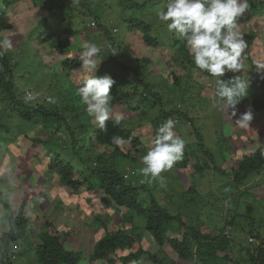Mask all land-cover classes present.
Masks as SVG:
<instances>
[{
    "label": "trees",
    "instance_id": "trees-1",
    "mask_svg": "<svg viewBox=\"0 0 264 264\" xmlns=\"http://www.w3.org/2000/svg\"><path fill=\"white\" fill-rule=\"evenodd\" d=\"M2 1L3 5L0 4V32L13 31L18 27L17 19L12 15L15 14L13 11L14 2L11 0ZM158 2L159 0H142L134 2V4L146 7L148 4L155 5ZM248 3L249 9L264 14V0H248ZM35 4L37 5L36 2ZM43 4L51 11L58 8L64 11L68 9L67 15L54 18L49 14H44V10L41 8L37 27L43 28L35 40L38 49L39 45L45 47L49 44L52 51L60 55L58 60L60 75L58 77L63 83L62 103L57 107L48 101L38 104L24 103L23 95L26 91L19 92V87L15 82L17 65H15L16 62L13 63V54L11 52L9 54L7 51L0 54V93L3 94H1V98L6 108L9 109L11 115L23 121L25 129L32 122L42 125L48 137L44 139L38 135L30 139L37 146L45 147V152L42 155L38 153L35 157L39 164L45 165L43 170L46 173L53 178L57 177L59 189L61 187L64 188L63 190L69 189L73 196L78 195L81 190L102 191L104 194L105 209L95 216V221L99 223V227L105 229V235L96 242L92 262L97 264H142L141 258L147 256L153 264H202L219 252H224L225 256H228L232 241L229 231L222 228L215 233L203 232L204 229L184 220L181 215L171 212L156 198H152L148 204H143L139 199V192L144 189V185L138 186L129 181V176L117 162V158L121 156L139 155L145 147L142 138L135 134L137 126L129 127V120L138 121L136 125L139 124V127L143 123L145 124L146 114L154 109L157 114L153 115L149 123L154 137L158 127L169 118L178 121L189 120V112L182 110L183 108L178 105L177 107L169 106L167 101H169L170 95L165 98L163 92L170 87L171 91L185 90L187 93L190 87L194 86V82L198 83L197 78L211 75L195 66L186 41L177 39L174 31L168 32V22H164L156 28L157 21L150 24L133 16L126 18L128 31H140L141 41L150 47L168 48V43L161 36L169 33L175 37L171 43L172 52L165 53L166 59L163 58L165 70L162 75H164V80L162 83L161 80L157 82L150 76L151 72L147 71L146 64L151 63V58L149 56L134 57L129 48L124 46V40L116 37L118 29L113 30L107 23L101 22L99 17H94L95 20H91L88 26L90 30L85 41L102 45L98 40L100 37L92 34L98 30L103 32L101 34L106 38L107 44L103 46V50L96 57V73H86H89L90 76L95 74L97 76L110 75L115 81L110 88V95L113 97L112 106L121 103L126 111L133 113L129 117L123 115L124 119L116 123V114L113 112L112 118L107 121L106 128L102 130L94 117L87 113L86 105L82 104L81 97L78 95V87L83 86L85 79L83 72L85 71L82 69L80 60L83 49L77 41L78 32L73 23L76 21V15H72L73 9L63 0L47 1ZM129 5L131 4L129 3ZM238 19L244 23L248 22V18L243 16ZM64 20H67L69 25L60 26L61 21ZM163 26H165L166 32L159 30L163 29ZM242 31H244L242 34L248 45L242 58L251 65L249 66L251 68L240 70V73L235 71L233 76L229 74V76L221 78H234L239 75L238 77L246 79L243 73L253 72L252 79L249 80L248 95L239 104H245L246 107L242 109L246 111L251 108L253 113V119L250 121L247 132L248 136L253 133L254 129L259 132L258 137L263 142L264 122H262V118L258 119V117L264 116V72H257L256 63H264V59L253 57L251 50L255 47L261 49L264 46L255 30L246 32L245 29H242ZM112 50L117 53L111 54ZM175 67H181V70L186 73L184 85L182 82L184 76L175 72ZM67 90L70 92H66ZM214 92L215 88L212 93L214 94ZM210 99L214 102L212 95L209 97V101ZM27 122L30 123L25 126ZM234 129L237 130H232L229 134L242 131L240 130L242 126L236 123ZM196 133L198 136L196 150L184 149L182 156L173 163L176 169L181 168L182 171L186 169L191 173L197 171L204 175L203 172L212 170L207 162V158H209L215 164L218 173L228 177L230 179L228 183L235 188L244 185L252 176L264 174V144L257 145L256 139L248 137L249 144L252 146L242 147V150L236 154L233 146L232 149L224 146L228 143V136H220L219 133L218 148L223 160V165H221L217 163L215 152L206 148L202 133ZM113 136L122 137L123 145L120 147L114 145L112 143ZM230 140L232 141L231 138ZM91 150L97 153L92 155ZM134 151L137 153H133ZM3 153L6 151H1L0 154ZM2 166H4L3 160L0 161V170ZM0 181V185H3V181ZM195 184L196 182H192L186 193L183 194L187 201L195 200L196 195H199ZM245 191V194H248V191ZM3 197L4 195L0 196V200L3 199L1 204L6 218V228L0 227V264L14 263V257L17 256V245L29 231L36 238L32 243L31 251H33L34 259L38 264H77L79 262L80 253L67 249L65 246L64 236L69 234L68 230L59 228L56 220L52 218L44 217V221L36 218L32 221L25 209L26 202H14L8 193ZM107 208L113 209L115 215L117 214L116 209L119 211L118 214L122 215V225L114 221L113 210L109 212ZM137 216L144 217L143 229L152 235L161 251L160 254L158 252L151 253L143 247V234L135 224ZM226 223L235 224V217H231ZM39 225H41V229L37 231L36 227ZM258 227H253V230L250 231L252 236H255L254 240L255 238L260 240L254 250L249 253L251 264H264V234L260 229H255ZM251 249L248 250L251 251ZM172 252L176 258H173ZM230 264L235 263L232 261ZM237 264L240 263L237 262Z\"/></svg>",
    "mask_w": 264,
    "mask_h": 264
},
{
    "label": "rangeland",
    "instance_id": "rangeland-1",
    "mask_svg": "<svg viewBox=\"0 0 264 264\" xmlns=\"http://www.w3.org/2000/svg\"><path fill=\"white\" fill-rule=\"evenodd\" d=\"M11 1L14 2L13 11L15 12L12 15L17 19L18 27L13 31L0 32V39L9 37L12 40L13 48L7 52L13 54V63L16 62L15 65H17L15 82L19 87V92L33 91L39 93L37 100L30 102L31 104L44 103L48 101V96H52L56 100L53 106L57 107L62 103V92L64 91L63 83L58 77L60 75L58 73L60 55L54 53L49 44L45 47L39 45L38 49L35 40L43 28L37 27L41 8L44 10V14H49V16L54 18L67 15L66 11L68 9L64 11L58 8L55 11H51L43 4L47 1L54 2V0ZM63 1L73 9L72 15H76V21L73 23L74 28L78 32V43L82 45L86 40L85 38L90 30L88 26L91 20L97 16L101 22L107 23L113 30L115 28L118 29L116 37L124 40V46L129 48L134 57L149 56L152 61L146 64L148 73L151 72L150 76L156 79L157 82L160 80L161 83L163 82L164 75L162 74L165 70V53L172 52L173 46H171V43L175 37L169 33L161 36L168 43V48L150 47L141 41L140 31H128V22L125 19L133 16L150 24L157 21L156 28H158L164 21H160L156 13L165 6L166 0H159L157 4H148L146 7L134 4V2H141L142 0ZM0 4L3 5L2 0H0ZM162 4L164 5L162 6ZM242 16L248 18V22L244 23L237 18L241 32H244L242 29H245L246 32L255 30L264 46V14L262 15L252 9H248ZM67 25H69L67 20L61 21L60 26ZM162 28L159 30H164L165 26ZM164 32L166 31L164 30ZM101 33L103 32L98 30L92 32V34L100 37L98 40L104 46L107 41ZM251 54L260 60L264 59V48L258 49L255 47L251 50ZM242 60L243 68L241 70L251 68L249 67L251 65L245 59L242 58ZM174 70L184 76L182 81L184 85L186 73L181 70V67H175ZM246 72L243 73V76L249 81L252 79L251 74L253 72L249 71L250 74H246ZM83 73L85 78L90 76L89 73ZM236 73H240V70L236 71ZM229 74L233 76L234 72L228 73L226 71L223 76H229ZM230 78L232 77H225L224 80ZM216 79L219 78L203 75L197 78L198 83L194 82V86L190 87L187 93H185V90L171 91L169 87L168 90H164L163 95L165 98L170 95L169 101H167L169 106L177 107L178 105L183 108L182 110L189 112V120L181 119L178 121L173 119L176 121L174 129L176 134L185 140L184 149L188 151L196 150L198 142L196 132H200L203 135L206 148L214 151L217 163L223 165L220 149L218 148L219 133L220 136H228V143L224 144V146L228 149H232L233 146L236 154L242 150V147L252 146L249 144L248 137L256 139L257 145L260 143L264 144V141L262 142L259 139V132L254 129L253 133L248 136L249 126L240 129L244 134L242 131L229 134L230 131L237 130L234 129L236 124L234 120L245 112L242 108L246 107V105H236V117H233L231 115L232 109L221 108L212 102L211 99L209 101V97L214 95L212 92L215 88ZM66 92H70V90ZM1 94L0 153L1 151H6V153L0 154V161L3 160L4 163L0 170V180L3 181V185H0V196L4 195L5 197V194L8 193L14 202H26L25 209L28 211L32 221L36 218L44 221V217L55 219L59 228L69 231V234L64 236V243L67 249L78 251L81 255L77 264H97L92 262L91 259L96 242L105 235V229L99 227V223L95 221V216L102 213L105 209L104 194L102 191L81 190L78 195L73 196L70 194L71 190H63L64 188L62 187L59 189L57 177L53 178L46 173L43 170L45 165L39 164L35 157L38 153L42 155L46 150L45 147L37 146L30 139L38 135L44 139L48 137L42 125L38 122H32L31 124L27 122L25 126L29 125L25 129L23 121L11 115L9 109L6 108L1 98L3 94ZM113 107V112L116 115L122 114L129 117L133 114L126 111L121 103ZM155 114L157 112L154 109L146 114L145 124L143 123L139 127V124L136 125L138 121H135V119L129 120V127L137 126L135 127V134L142 138L145 147H143L139 155L132 154V157L121 156L117 158L120 168L125 170L129 176V181L134 182L138 186L144 185V189L139 192V199L143 204H148L152 198H156L171 212L181 215L184 220L204 229L203 232L215 233L222 228L230 232L232 241L228 256H225L226 253L224 252H219L202 264H224V262L230 264L232 261L235 264L237 262L240 264H251L249 253L254 250L260 240L255 238L254 241H251L250 238L253 236L250 231L251 229L253 230V227L259 226L255 229H260L264 234V174L252 176L244 185L235 188L228 183L230 179L220 175L215 169L213 161L207 158L212 170L203 172L204 175L197 171L195 173H191L186 169L182 171L181 168L176 169L172 165L171 168L162 171L155 179L150 176H143L139 169L144 166L142 157L147 154L150 141L154 138L152 127L149 123ZM260 118L264 122V116L258 117V119ZM96 153L91 150L92 155ZM133 153L137 152L134 151ZM230 153H232L231 150ZM192 182H196L195 187L199 195H196L195 200L187 201L183 194L186 193ZM245 190L248 191V194H245ZM1 201L3 199L0 200V227L6 228V218L3 214ZM111 210L113 209L107 208V211L110 212ZM116 212L117 214L115 215L114 210L112 211L114 221L121 224L122 215L118 214L119 211L117 209ZM231 217H235L236 223L233 225L226 223ZM143 218L141 216L135 218V224L143 234V247L151 253L158 252L160 254L161 251L152 235L143 229L145 223ZM127 226L129 225L127 224ZM40 229L41 225L36 227L37 231ZM35 240L36 238L31 231L27 232L17 245V256L14 257L13 264H38L34 259L33 251H31L32 243ZM249 248H252L251 251L248 250ZM169 253L171 254L170 251ZM173 258H176V255L173 254ZM140 262L142 264H153L148 260L147 256L142 257Z\"/></svg>",
    "mask_w": 264,
    "mask_h": 264
},
{
    "label": "clouds",
    "instance_id": "clouds-1",
    "mask_svg": "<svg viewBox=\"0 0 264 264\" xmlns=\"http://www.w3.org/2000/svg\"><path fill=\"white\" fill-rule=\"evenodd\" d=\"M249 7L248 0H167L165 6L156 13L160 21L168 22L170 32L174 31L178 39L186 41L195 66L207 71L212 77L219 78L215 82L213 101L221 108L232 109L233 117H236V105L248 95L250 81L238 76L228 80L221 77L226 71L235 72L243 68L242 54L248 45L237 18ZM81 47L82 69L96 73V57L103 50V45L84 41ZM12 48L13 43L9 37L0 39V54ZM116 53L115 50L111 52L113 55ZM256 70L264 72V63L257 62ZM114 83V79L108 74H95L85 78L83 86L78 87V95L82 104L86 105L87 113L94 117L102 130L112 118L113 97L110 95V88ZM39 95L26 91L24 103L37 100ZM47 100L49 103H56L52 96H48ZM123 119L122 114L115 116L116 123ZM252 119L253 113L249 108L239 115L236 123L247 127ZM175 125L176 121L169 118L158 127L147 154L142 157L144 166L139 171L143 176L155 179L182 156L185 140L176 134ZM112 143L120 147L124 140L113 136Z\"/></svg>",
    "mask_w": 264,
    "mask_h": 264
},
{
    "label": "built area",
    "instance_id": "built-area-1",
    "mask_svg": "<svg viewBox=\"0 0 264 264\" xmlns=\"http://www.w3.org/2000/svg\"><path fill=\"white\" fill-rule=\"evenodd\" d=\"M250 239H251V241H254V238L253 237H251Z\"/></svg>",
    "mask_w": 264,
    "mask_h": 264
}]
</instances>
